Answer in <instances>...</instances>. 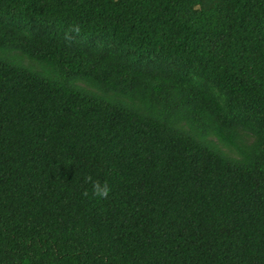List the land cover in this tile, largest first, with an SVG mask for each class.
<instances>
[{
    "label": "trees",
    "instance_id": "1",
    "mask_svg": "<svg viewBox=\"0 0 264 264\" xmlns=\"http://www.w3.org/2000/svg\"><path fill=\"white\" fill-rule=\"evenodd\" d=\"M0 264H264V0H0Z\"/></svg>",
    "mask_w": 264,
    "mask_h": 264
},
{
    "label": "clouds",
    "instance_id": "2",
    "mask_svg": "<svg viewBox=\"0 0 264 264\" xmlns=\"http://www.w3.org/2000/svg\"><path fill=\"white\" fill-rule=\"evenodd\" d=\"M109 191L107 185H104L103 187L97 185V184H94L93 185V192L95 195H98V196H106L107 195V192Z\"/></svg>",
    "mask_w": 264,
    "mask_h": 264
}]
</instances>
